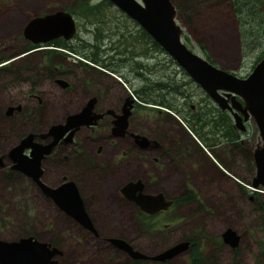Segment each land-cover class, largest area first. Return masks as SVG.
I'll list each match as a JSON object with an SVG mask.
<instances>
[{"label": "rangeland", "instance_id": "obj_1", "mask_svg": "<svg viewBox=\"0 0 264 264\" xmlns=\"http://www.w3.org/2000/svg\"><path fill=\"white\" fill-rule=\"evenodd\" d=\"M100 1L89 0L90 5L99 3V10L86 18L80 16L76 19L78 20L76 30L78 37L67 41L74 48L75 54L94 64L96 62L90 56L97 58L98 63H105L108 62L106 56L112 49H126L129 53L141 57L143 61L146 53L151 56L150 52L156 49L150 48L148 43L138 38L137 27L131 21H126L125 17L119 14L120 12H116L114 6H105L106 4ZM171 1L178 6V9H175V22L180 27V39L188 49L204 58L208 56L211 58V63L237 76H244L250 70L249 66L255 48L249 54L244 56L241 54L242 46L236 36L238 18L234 13V0ZM240 1H247L249 4L256 3L260 9L264 10V0ZM74 2L75 0H0V56H2L0 61L10 58L15 49H21L24 43L21 30L28 19L64 7L73 8ZM178 11L180 15L177 14ZM97 27H100L98 31L104 37L97 38ZM110 46L112 48H109ZM40 47H45V45ZM18 54H21L20 50ZM160 56L166 60L169 55L161 52ZM71 59L72 57H67L68 61ZM151 61L153 59H149V62ZM169 61L174 60L171 58ZM38 64V62L35 65L30 64L32 67L29 66V69L27 66L24 67L22 75L24 88L33 79L40 78L46 84L50 81V78H42L41 74L45 68L42 64ZM174 65L178 67L177 64ZM131 66L133 69L136 68L133 63ZM179 68L181 70L178 81L180 95L176 97L173 108L171 101H166L153 89L152 81L144 83L141 77L131 74L130 70L127 76L130 79L128 81H122L117 74V79H115L107 73H105V80L112 82L116 80V84L129 93L131 98L144 102L150 108L159 106L174 120L175 123L170 121L168 123L175 124V135L179 134L181 150H183V145H186L181 139L185 134L191 136L193 141L199 145L201 154L207 156L212 164L222 165H220V171L225 172L226 177L207 181H200V179L194 181L195 178H193V183L190 182L191 180L188 181L186 186L192 191L191 200L179 206L175 212L161 211L153 217L144 218L142 216L140 218L141 214H138L133 207L124 214V221L118 212H107L106 214L91 212L94 227L100 236H120L134 248L148 254L184 240V237L185 239L190 237V246L196 250L195 252L203 254L209 264H264V213L260 208L261 203L264 205V193L261 192V185L257 187V190L248 187L255 170L248 150L253 149L254 145L259 142L255 123L251 117H248L244 121V129L238 130L234 127L230 115L227 114L231 128L236 135L231 139L227 137L226 141L221 143L225 144L223 148L226 149L225 157L221 160L219 155L214 154L220 145L214 147L215 149H210V144L204 143L196 135L194 129H197L190 125L191 112L188 109L190 103L198 101L203 104L210 103L208 106H215V104L198 84L189 79L180 66ZM79 71L82 73L83 70L79 67ZM2 76L7 77L6 74ZM8 78L11 77L8 75ZM15 80L14 75V79L9 82V88H5L9 91L0 93L1 107L5 105L6 97L10 95L9 92H12L13 98L20 102L25 97H17L18 91L14 90ZM134 88H138L141 94H135ZM59 91V89L54 91L56 96ZM21 95H24V92ZM52 95L45 97L51 99ZM153 98L156 100L162 98L169 105L157 104L151 100ZM51 110L35 109L33 114H29L31 110L23 108L11 117H5L0 113V158L2 162L0 164V238L14 239L18 236L32 235L45 242L56 239L60 242L61 250V254L55 256L56 264H127V254L124 251L116 250L108 242L85 233L81 228L68 227L62 212L51 205L43 195L32 191L25 179L18 178L13 171L8 169V161L4 154L9 145L20 134L27 133L30 129L44 130L48 122L56 118ZM53 111L56 112L54 109ZM148 113L149 128L156 127L159 120L152 116L155 114L153 111L148 110ZM202 131L199 132L203 134L205 140L212 143L216 136L211 122L204 121ZM220 140L224 139H218ZM236 148L240 150V157L236 156ZM188 162L197 166L200 160L193 157L191 160L186 159L185 164ZM45 176L52 179L51 175L45 174ZM176 180L169 177L154 180L148 185L150 188L160 190L162 187L166 193H169L172 185L177 183ZM218 204L219 207L216 208ZM215 208L221 211V215L216 218L213 216ZM226 225L232 227L239 235L238 244L231 250L228 245H223L221 242L218 244L216 240L218 232ZM189 252L190 249L173 255L167 264H189ZM137 264L154 263L143 260L138 261Z\"/></svg>", "mask_w": 264, "mask_h": 264}, {"label": "flooded vegetation", "instance_id": "obj_2", "mask_svg": "<svg viewBox=\"0 0 264 264\" xmlns=\"http://www.w3.org/2000/svg\"><path fill=\"white\" fill-rule=\"evenodd\" d=\"M60 10L64 9L60 8ZM71 15L75 21V32L69 39L78 37L76 33L78 27V20L76 19L78 18L73 14ZM69 39L55 38L45 43V47H40L41 45L34 46L30 41L23 39L24 43L21 49H15L10 58L0 61V93L9 91L5 88H9V82L14 79L15 75L14 90L18 91L16 95L17 97L25 96L20 102L18 99L13 98L12 92H9L10 95L8 94L9 97H6L5 105L0 106L2 115L11 117L24 108L25 110H31L29 114H33L35 109L43 111L52 109L51 111L56 116L53 121L48 122L44 130L35 131L30 129L27 131V133L33 134L31 138L33 142L49 144L53 139V135L48 133L49 127L55 123H65V118L69 115L79 113L85 109H88L91 115L88 124L80 123L65 127L49 149L42 153L38 164L39 180L50 187H56L63 183L65 185L72 184L81 200L82 208L89 216L94 227L91 212L105 214L107 212H118L122 216V221H124V214L133 207L144 218L153 217L161 211L175 212L179 206L191 200L192 191L188 190L186 186L188 181L191 180L190 182L193 183L198 179L207 181L226 177V173L220 171L222 165L220 163L221 166L212 164L207 156L201 154L202 151L199 145L193 141L191 136L185 134L181 139L186 144L183 145V150H181V143L178 140L179 134L175 135V124L168 123V121L174 122V120L164 113L161 108H150L144 102L134 100L129 93L116 84V80L114 82L105 80V73H107L115 79H117L115 77L117 74L122 81H128L130 79L127 76L130 70L131 74L141 77L144 83L152 81L158 95L166 101H171L173 108L175 107L176 97L180 95L178 81L181 70L179 66L174 65L176 64L174 61H169L171 59L169 56L164 60L160 56L163 51L156 49L154 52H150L151 56L146 53L143 61L141 57L129 53L126 49H112L106 56L108 62L105 63L108 66L105 63H98L97 58L93 60L96 62L94 64L92 61H89L90 63L85 62L79 55L75 54L73 49H69V46L72 47L67 42ZM19 50L21 54H18ZM69 56L72 57L70 61L67 60ZM149 59H153V61L149 62ZM37 62L38 65L42 64L45 68L41 74L42 78H50V81L46 84L40 78L38 80L33 79L24 88L22 85L24 67L27 66L29 69L30 64L35 65ZM131 63L136 68L133 69ZM79 67L83 70L82 73L79 71ZM3 74H6L7 77H3ZM8 75L11 78H8ZM57 79H62L63 82L61 83ZM56 89L60 90L57 92L58 96L54 93ZM22 92H24V95H21ZM50 95H52L51 99L45 97ZM209 104L207 102L203 104L201 101L189 104V111L191 112L190 125L196 128V131H202L203 122H211L216 137L212 143L208 141L206 143L210 144V149L217 147L219 144L220 146L214 154L219 155L223 160L226 149L223 148L225 144L221 143L226 141L228 137L226 124L228 113L225 109H219V111L207 109L206 106ZM167 105L169 104L167 103ZM148 110L153 111L155 114L152 116L159 120L156 127L149 128ZM211 114L214 115L212 118ZM184 117L186 118V116ZM27 133L20 134L9 145V148L18 143L21 137ZM40 133L47 134L41 136ZM199 134L204 137L201 132ZM233 134H235L234 131ZM140 136H144L147 141L141 140ZM220 138L224 140L218 141ZM237 148L235 149V151L237 150L236 156L240 157L241 153ZM8 149L4 154L8 161V169L13 171L18 178L25 179L32 191H37L43 195L51 205L62 212L69 225L68 227L81 228L85 233L108 242L106 237L99 235L98 231L94 234L83 227L73 216L61 209L50 196L44 195L41 187L30 176L19 169L11 168V159L7 156ZM251 151L252 149L248 150L249 155H251ZM22 153L30 157V147H24ZM193 157L200 160L197 166L192 165L190 162L185 164L186 159L190 158L191 160ZM45 174L51 175L52 179H48ZM169 177L177 179V183L172 185V190L169 193H166L162 187L160 190L154 187L150 188L148 185L154 180ZM193 178H195L194 181ZM137 180L142 184L141 191L143 193L154 194L160 192L165 199L170 200V204L165 209L150 214L139 209L138 205L127 195L131 192L126 194L125 191H121L126 182ZM217 207H219V204ZM212 208L214 207L212 206ZM216 208L213 214L215 218L221 215L220 209ZM227 226L229 225L224 226L223 229ZM221 231L218 232L216 240L218 244L221 242L223 245H227L222 241ZM184 240H188L189 245L180 252L191 248L190 237L187 239L184 237ZM108 244L116 250L122 251L109 242ZM235 247H230V250ZM169 259L144 260L167 264Z\"/></svg>", "mask_w": 264, "mask_h": 264}, {"label": "water", "instance_id": "obj_3", "mask_svg": "<svg viewBox=\"0 0 264 264\" xmlns=\"http://www.w3.org/2000/svg\"><path fill=\"white\" fill-rule=\"evenodd\" d=\"M118 11L134 21L151 39L167 53L174 62L213 100L220 109L227 110L233 125L238 130L244 129V121L251 117L257 128L259 142L251 151L254 174L249 181V188L256 190L262 186L264 193V55H262L244 76L218 67L188 49L180 39V27L175 22V8L170 0H107ZM75 32L73 16L64 10L33 16L27 20L21 30L23 39L34 46L44 45L55 39H69ZM63 82L62 79H57ZM10 108V107H9ZM88 109L69 115L65 123L52 124L48 133L53 135L49 144H38L31 140L33 134L27 133L18 143L12 145L7 156L11 168H16L30 176L41 187L44 195L51 199L69 215L73 216L83 227L97 233L72 184L65 183L50 187L39 180V158L56 141L65 127L90 123ZM47 133H40L45 136ZM144 142L147 139L140 136ZM30 147V157L24 155V147ZM140 181H128L121 191L127 194L145 213L165 209L170 200L158 192L143 193ZM220 236L230 247L238 244L239 235L232 227H225ZM106 240L116 248L124 251L132 259H169L189 245L188 240H180L166 248L146 254L134 248L120 236H108ZM61 254L59 247L41 241L32 235L18 236L14 239L0 238V264H56L55 256Z\"/></svg>", "mask_w": 264, "mask_h": 264}, {"label": "trees", "instance_id": "obj_4", "mask_svg": "<svg viewBox=\"0 0 264 264\" xmlns=\"http://www.w3.org/2000/svg\"><path fill=\"white\" fill-rule=\"evenodd\" d=\"M103 1V4H106L105 6H111L112 5L106 1ZM100 1V2H101ZM172 2V1H171ZM173 4V2H172ZM175 6V9H178V6L173 4ZM73 8H67L64 7L62 9L68 11L70 14H73L75 17L79 18L80 16H84L85 18L88 17V15L94 14L96 11L99 10V3L96 5H90L89 0H75V2L72 4ZM104 6V7H105ZM233 8L234 13L237 16V38H239L240 45L242 46L241 54L244 56L246 54L251 53L252 49L254 50V55L252 57V61L250 63L249 69L253 66V64L262 56L264 55V10L260 9L259 6L256 3H250L247 1H240V0H234L233 1ZM116 12L119 13L117 9H115ZM122 16L125 17L126 21H131L134 26L137 27L136 33H138V38L144 40L146 43L149 44L150 48L153 49H160V47L151 39V37L145 33L134 21L130 20L128 17L123 15V13H119ZM178 15H180V11L177 12ZM245 28V29H244ZM100 27L96 28V36L104 37L103 34L100 35L99 30ZM253 40V41H252ZM62 45V44H59ZM252 45V48H251ZM109 48H112L110 46ZM69 49H74L69 46ZM162 50V49H161ZM93 58V60H96L95 57L90 56ZM206 59H208L211 62V58L208 56H205ZM184 72V71H183ZM185 73V72H184ZM190 79V78H189ZM154 89V87H153ZM155 90V89H154ZM135 94H141L140 91L137 89H133ZM156 91V90H155ZM144 97V96H143ZM145 98V97H144ZM152 101H155L157 104H165L167 105V102L162 100H156L151 99ZM190 109V108H188ZM207 109H215L219 111V108L216 106H208ZM196 117L198 118V115L195 113ZM211 118L214 116L213 114L210 115ZM226 124H227V136L228 139L234 138L233 129L231 128L230 118L226 115ZM196 135L205 143L206 140L204 137H202L201 134H199L198 131L194 129ZM260 208L264 213V205L261 203ZM140 218H142L141 215H139ZM48 242L56 247L60 248V242L56 239H50ZM196 250L191 247L189 252V264H209L204 258L203 254L195 252ZM207 255V254H206ZM127 264H137L138 261H143L144 259H131L128 256H126ZM154 264H162L159 262H153Z\"/></svg>", "mask_w": 264, "mask_h": 264}]
</instances>
